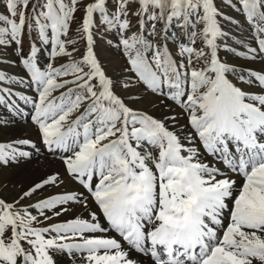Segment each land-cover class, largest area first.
Segmentation results:
<instances>
[{
  "label": "snow or ice",
  "instance_id": "1",
  "mask_svg": "<svg viewBox=\"0 0 264 264\" xmlns=\"http://www.w3.org/2000/svg\"><path fill=\"white\" fill-rule=\"evenodd\" d=\"M78 2L0 0V48L15 45L36 92L20 99L32 105L39 139L68 182L84 190L19 210V201L0 198V264H56L52 253L69 264H143L134 254L150 264H264V73L245 76L219 54L221 47L248 59L264 54V0H239L258 46L244 44L247 52L218 43L228 35L221 19L236 21L215 0H113L111 13L108 0H94L77 25L84 41L77 58L80 50L69 47L77 41L61 37L76 23ZM96 13L115 30L120 78L107 74L95 50ZM33 32L40 47L25 50ZM43 46L50 61L67 62L42 68ZM0 82L23 81L0 70ZM161 108L169 111L155 115ZM15 145L35 147L29 139L0 143V165L31 155ZM64 182L49 175L20 199ZM73 205L89 218L45 225ZM109 230L119 239L97 235Z\"/></svg>",
  "mask_w": 264,
  "mask_h": 264
},
{
  "label": "bare ground",
  "instance_id": "2",
  "mask_svg": "<svg viewBox=\"0 0 264 264\" xmlns=\"http://www.w3.org/2000/svg\"><path fill=\"white\" fill-rule=\"evenodd\" d=\"M230 35L237 36L240 34H235L234 32ZM246 34H242L240 37H245ZM250 37V36H248ZM226 39V38H225ZM235 39V38H234ZM227 40V39H226ZM251 38L248 40V45L251 47H258L257 44L250 42ZM228 41V40H227ZM246 41V40H245ZM242 42V41H241ZM230 46V49H235L237 52H243L245 47L240 46ZM45 50V49H44ZM240 50V51H239ZM43 56L46 57L48 55L45 50L44 53L41 52ZM220 55H222L225 59L229 61V64H239L244 66L246 69H239L240 73H243L247 76L248 70L264 73V54H260L257 59H248L246 57L237 56L234 52L226 50L221 47ZM107 57L103 62H106L107 58L112 55L106 54ZM104 58V57H103ZM102 58V59H103ZM42 59V62L46 63V61ZM100 59V58H99ZM262 64L261 66H257L255 64ZM7 64V63H6ZM3 65V71L9 73L10 75H15L20 78L23 82L21 83H6L0 82V88L10 89L9 93H2L5 97V104H0V143L3 144H11L20 139H29L35 147L31 145H15L18 149L23 151H28L31 155L27 158H18L16 162H10L8 165H0V198L5 201L11 203L14 199L19 198L23 195L25 191H28L34 184L42 182L49 175L59 174L61 179L65 182L59 185H49L45 186L43 189L38 190L31 197H27L29 199L28 204H34L40 199L47 198L51 195L63 194L69 191H75L79 189L80 191H84L80 188L79 185L75 183L68 182L65 172L64 166L62 162L50 154L47 149L42 145L36 126L32 123L31 115L34 113V109L31 104H27L24 100L20 99L21 96H28L35 98L36 92L34 86L31 84L30 77H28L26 70L20 68V64L17 61L14 65ZM42 65V64H40ZM42 68L44 67L41 66ZM106 70L107 74L112 78H120L124 75L122 69L125 67H120L117 69H111L108 66H103ZM236 67V66H235ZM230 78L234 79L233 76L230 75ZM234 82L235 81L234 79ZM238 83V86L249 90L258 92L260 91L258 84L245 85L242 83ZM118 91L123 94L125 90L118 89ZM8 104H13V110H9ZM136 107H148L149 111H153L150 105H146L143 103H139L135 105ZM169 111L168 109H156L154 114L160 116L162 112ZM180 123L183 124V118L180 119ZM39 149V151H37ZM211 159V158H209ZM65 207H68L65 205ZM93 209H95V205H93ZM34 215H38L39 213L35 209H31ZM51 215V213H48ZM74 215L82 216L83 218H89L88 213L79 208L76 205H73L70 211L60 217H54L51 221H45V225L48 223H56L63 222L67 219L74 218ZM98 222L106 223V221L102 220V214L97 213ZM40 219H43L42 217ZM97 235H105V236H114L119 239L118 235L109 230L108 233H98ZM56 264H69V259L66 254L62 253H52ZM140 255V254H134ZM143 260V264H150V259L146 256L140 255Z\"/></svg>",
  "mask_w": 264,
  "mask_h": 264
},
{
  "label": "rangeland",
  "instance_id": "3",
  "mask_svg": "<svg viewBox=\"0 0 264 264\" xmlns=\"http://www.w3.org/2000/svg\"><path fill=\"white\" fill-rule=\"evenodd\" d=\"M65 2L67 3L68 0H65ZM92 2H94V0H79L77 4L78 11L75 13L76 23H73L71 25V31L69 32L67 37H63V36L61 37L62 39H75L77 41L76 44L69 46L70 48L75 47L80 50V52L77 54V58H79V55L82 54V52L84 51V41L80 39L81 33L76 31L77 25L80 23L81 18L84 14V7L86 6V4L92 3ZM215 4H216V7L219 8V10L225 14V16L231 17L232 20L236 21V23H232L229 20L221 19V28L223 31L228 33V35L225 37L228 41L224 38L223 40L218 41V43H220L221 45H228V48L230 49L229 45L244 47V44H248V40L250 38H251L250 42L252 41L255 42V38L252 35L251 25L248 24L241 10V7L239 5V0H227V2L226 0H215ZM29 7H31V5H29ZM107 8L109 10V13L113 11V0H108ZM0 12H5V9L2 6H0ZM94 20L97 26L96 36H95V50L98 54V57L100 58L102 65L108 66L109 68L111 67V69H117V68L125 66V60H124L122 53L117 49V47H115V43H116L115 30L106 31V26L100 25V22H99L100 14L99 13L94 14ZM132 22L133 24H135L136 23L135 19H133ZM233 32L235 34H240V35H237V36L230 35ZM49 34H50V30H49ZM242 34H246L245 37H240ZM108 40L113 41L112 46H110L107 43ZM238 41L239 42L242 41V43H238ZM23 43H24L25 50H27L28 45L32 43H36L37 46L40 47V42L36 38L35 32H33L31 35L25 36ZM169 46L170 48H172L173 52L176 51L175 43L170 42ZM14 48H15L14 44H10L9 46H7V48H0V58H3L6 61L4 63H0V67H3V65H5L6 63H7L6 64L7 66L14 65L18 61V57L16 56ZM44 49L47 51L48 55L46 57V60L44 59L45 56H43L42 54L39 55V65L42 64L40 66H43V65L45 66L46 63L48 62H52L56 66H59L61 63L67 62V58H63V59L56 58L55 60L50 61V58H49V52L51 50L50 46H43L41 50L42 53H44L45 51ZM243 52H247V49H245ZM108 53L109 55H112V56L107 58L106 62H103L102 60H105V58L107 57L106 54ZM220 57L222 60L227 61L229 63V61L225 59L222 55H220ZM42 59H44L46 63L42 62ZM12 61H15V63H12ZM232 65L236 66V68H239V69H246L244 66L239 65V64H232ZM255 65L262 67V64L260 63L255 64ZM19 67L22 68L21 65ZM0 70H2V68ZM7 74L10 75L9 73ZM18 80H21V79L18 78ZM14 201H19V203L15 205L17 210L29 205L28 204L29 199L27 197H25L23 200H21L19 197V198L14 199L12 202ZM29 211L32 212L31 208L29 209Z\"/></svg>",
  "mask_w": 264,
  "mask_h": 264
}]
</instances>
